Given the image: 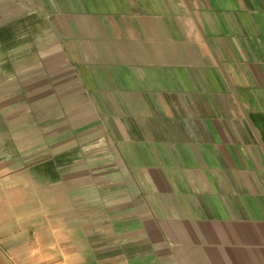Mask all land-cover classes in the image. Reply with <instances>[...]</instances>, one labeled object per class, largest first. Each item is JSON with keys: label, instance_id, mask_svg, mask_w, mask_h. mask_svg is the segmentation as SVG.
Instances as JSON below:
<instances>
[{"label": "crops", "instance_id": "1", "mask_svg": "<svg viewBox=\"0 0 264 264\" xmlns=\"http://www.w3.org/2000/svg\"><path fill=\"white\" fill-rule=\"evenodd\" d=\"M6 1L0 264H264V0Z\"/></svg>", "mask_w": 264, "mask_h": 264}, {"label": "rangeland", "instance_id": "2", "mask_svg": "<svg viewBox=\"0 0 264 264\" xmlns=\"http://www.w3.org/2000/svg\"><path fill=\"white\" fill-rule=\"evenodd\" d=\"M5 1L6 0H0V15H2V14H4V9H5ZM6 2H8V1H6ZM1 17H3V16H1ZM4 19H0V35L2 36V34L5 32V24H3L4 23ZM2 40H4V39H2Z\"/></svg>", "mask_w": 264, "mask_h": 264}]
</instances>
